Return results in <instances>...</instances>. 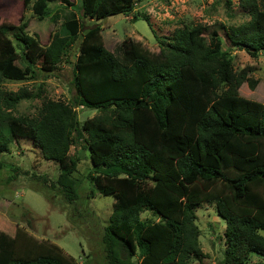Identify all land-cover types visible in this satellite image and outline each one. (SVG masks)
Listing matches in <instances>:
<instances>
[{"label": "trees", "instance_id": "16d2710c", "mask_svg": "<svg viewBox=\"0 0 264 264\" xmlns=\"http://www.w3.org/2000/svg\"><path fill=\"white\" fill-rule=\"evenodd\" d=\"M22 2L39 18L52 14L50 4L69 6L66 0ZM137 2L79 0L78 9L83 19L104 21L131 15ZM239 5L249 20L221 28L226 50L219 33L205 37L201 24L177 29L165 41L157 38L156 55L131 39L108 51L101 26L82 32L75 16L44 47L22 27L0 26V155L29 142L43 160L58 165L57 188L73 204L78 159L69 152L84 142L95 190L117 195L101 237L104 264H189L204 258L196 225L203 204L214 205L226 224L219 264H264V101L239 95L244 83L254 91L258 81L247 70L235 73L230 54L264 55V0ZM76 42L72 104L45 98L40 86L36 92L3 88L5 82L52 76ZM35 100L41 101L35 115L18 114L21 102ZM78 107L97 115L80 124ZM145 211L158 221L143 220ZM0 264L77 262L17 227L13 236L0 232Z\"/></svg>", "mask_w": 264, "mask_h": 264}, {"label": "rangeland", "instance_id": "374dc122", "mask_svg": "<svg viewBox=\"0 0 264 264\" xmlns=\"http://www.w3.org/2000/svg\"><path fill=\"white\" fill-rule=\"evenodd\" d=\"M66 1L69 6L50 4L52 14L48 18H39L31 5L24 7L22 0H0V26L22 27L26 34L37 38L44 47L54 33L63 35V23L75 16L80 18L82 32L95 24L101 26L104 46L108 51H112L116 43L131 39L142 44L150 55H156L161 43L157 38L165 41L163 39L171 37L177 29L197 24L206 27L205 37L217 31L226 50L228 43L221 28L238 26L249 20L246 11L240 8L239 0H138L131 15L112 16L105 22L83 19L78 9L79 0ZM134 15H139L141 19L134 21ZM145 17L148 23L142 19ZM8 37L16 45L10 34ZM77 54L78 42L71 47L52 76H41L35 82H5L2 86L12 92L21 87L36 92L40 86L45 98L72 104L75 97L73 67ZM230 54L235 73L247 70V75L258 81L254 91L244 83L238 91L239 95L262 103L264 55L252 58L237 50H231ZM40 104L39 100L23 101L18 105L17 112L33 116ZM75 111L80 124L97 115L96 111L81 107L75 108ZM69 155L78 159L75 174L79 179L78 199L73 204H68L57 188L58 165L43 160L29 142H19L18 148L13 146L9 153L0 155V232L13 236L16 228L22 227L35 238L58 246L77 264H104L101 237L117 195L109 192L112 196H103L95 190L89 180L91 165L84 142L74 144ZM13 169L17 172L14 173ZM11 176L14 179L7 182ZM196 217L204 258H193L189 264H219L225 247L226 224L217 216L215 206L210 204H203L196 210ZM141 218L158 221L149 211L143 212Z\"/></svg>", "mask_w": 264, "mask_h": 264}, {"label": "water", "instance_id": "95a60500", "mask_svg": "<svg viewBox=\"0 0 264 264\" xmlns=\"http://www.w3.org/2000/svg\"><path fill=\"white\" fill-rule=\"evenodd\" d=\"M106 21V19H104V22Z\"/></svg>", "mask_w": 264, "mask_h": 264}]
</instances>
